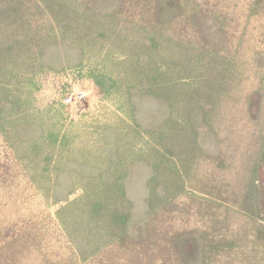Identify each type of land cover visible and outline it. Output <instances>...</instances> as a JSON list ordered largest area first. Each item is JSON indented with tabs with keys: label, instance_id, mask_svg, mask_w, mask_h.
<instances>
[{
	"label": "rangeland",
	"instance_id": "374dc122",
	"mask_svg": "<svg viewBox=\"0 0 264 264\" xmlns=\"http://www.w3.org/2000/svg\"><path fill=\"white\" fill-rule=\"evenodd\" d=\"M0 264H264V0H0Z\"/></svg>",
	"mask_w": 264,
	"mask_h": 264
},
{
	"label": "built area",
	"instance_id": "2783aa9c",
	"mask_svg": "<svg viewBox=\"0 0 264 264\" xmlns=\"http://www.w3.org/2000/svg\"><path fill=\"white\" fill-rule=\"evenodd\" d=\"M83 98H84L83 95H78V97H76V100L80 102ZM66 102L67 103H70L71 100L70 99H67Z\"/></svg>",
	"mask_w": 264,
	"mask_h": 264
}]
</instances>
